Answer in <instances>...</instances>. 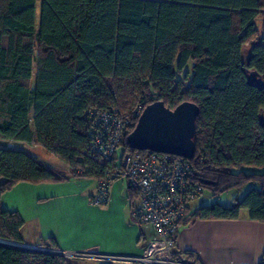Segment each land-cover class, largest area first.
<instances>
[{
	"label": "trees",
	"instance_id": "trees-1",
	"mask_svg": "<svg viewBox=\"0 0 264 264\" xmlns=\"http://www.w3.org/2000/svg\"><path fill=\"white\" fill-rule=\"evenodd\" d=\"M260 16L264 0H0V238L22 242V216L1 203L18 183L99 181L124 154L138 152L127 141L133 119L114 160L98 161L89 109L131 118L137 105L157 100L171 109L199 106L191 163L204 189L220 196L251 186L231 206L202 205L193 217L238 219L246 209L264 222V88L248 83L250 71L264 79ZM8 142L37 144L69 172ZM0 264L68 258L0 243Z\"/></svg>",
	"mask_w": 264,
	"mask_h": 264
},
{
	"label": "crops",
	"instance_id": "crops-1",
	"mask_svg": "<svg viewBox=\"0 0 264 264\" xmlns=\"http://www.w3.org/2000/svg\"><path fill=\"white\" fill-rule=\"evenodd\" d=\"M27 150L50 167L55 160L63 163L55 156L48 157L44 150L40 153L43 158ZM60 169L69 172L66 164ZM97 182L87 177L59 182H20L5 192L2 207L17 211L24 220L22 242L11 243L36 250H96L110 255L141 256L156 237L155 229L133 221L132 209L137 199H130L129 186L124 180L111 185L107 204H90ZM191 204L187 218L178 229L176 251H194L204 264H259L264 255V222L250 219L246 209L238 219H195L194 210L203 204ZM51 240L56 243V249L47 247ZM87 262L105 264L98 260Z\"/></svg>",
	"mask_w": 264,
	"mask_h": 264
},
{
	"label": "built area",
	"instance_id": "built-area-1",
	"mask_svg": "<svg viewBox=\"0 0 264 264\" xmlns=\"http://www.w3.org/2000/svg\"><path fill=\"white\" fill-rule=\"evenodd\" d=\"M145 105H137L130 117L116 111L89 109L87 135L90 151L102 162L114 160L123 136L133 119H139ZM82 174V171L78 172ZM124 180L136 193L137 203L132 219L140 225L152 226L156 237L141 256L103 254L96 250L61 252L67 258L98 260L111 264H204L194 251H176L175 240L182 221L187 218L189 203L198 199L204 187L196 177L191 160L152 151H138L123 155L120 163L97 182L92 204L105 205L109 201L111 185Z\"/></svg>",
	"mask_w": 264,
	"mask_h": 264
},
{
	"label": "water",
	"instance_id": "water-1",
	"mask_svg": "<svg viewBox=\"0 0 264 264\" xmlns=\"http://www.w3.org/2000/svg\"><path fill=\"white\" fill-rule=\"evenodd\" d=\"M248 83L264 88V79L256 71L249 72ZM199 113V106L193 102L185 101L171 109L163 101L157 100L145 108L127 136V141L138 151L168 153L192 160L196 149L194 139ZM260 123L264 127V113L260 115ZM0 243L17 246L2 241ZM42 251L56 253L51 250Z\"/></svg>",
	"mask_w": 264,
	"mask_h": 264
},
{
	"label": "rangeland",
	"instance_id": "rangeland-1",
	"mask_svg": "<svg viewBox=\"0 0 264 264\" xmlns=\"http://www.w3.org/2000/svg\"><path fill=\"white\" fill-rule=\"evenodd\" d=\"M257 26L260 29V32L262 34H264V17L260 16L257 20H256ZM37 72V67L36 64L34 63V75H36ZM6 144L5 142H1L0 141V145H4ZM7 146L9 147H13V148H21V149H30L32 150V152H35L36 154H40L43 152L44 149H42L39 145L37 144H33V145H28V144H24V143H14V142H8ZM44 152L47 154L48 157L50 158H54L52 154L48 153L46 150H44ZM40 157H44L43 155H39ZM53 168L61 170L60 168L62 166L65 165V163H61L57 160H55V162L50 164ZM60 167V168H59ZM117 181V180H116ZM127 183V182H126ZM251 186L248 187H243L241 189H230L227 192H224L223 194H221L220 196H213L212 192L209 189H204L203 193L201 194V196L199 197L198 200H195L196 202H191V205H195V204H203V205H211L215 202L221 203L222 205L225 206H231L232 202H233V198L235 197H243L246 192L250 189ZM90 202V199H89ZM90 204H92L90 202ZM94 206H100L99 204H92ZM0 241L2 242H7V243H11V241L5 240L0 238ZM87 260L90 259H82V258H68V264H92L91 262H87Z\"/></svg>",
	"mask_w": 264,
	"mask_h": 264
}]
</instances>
